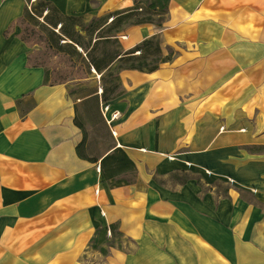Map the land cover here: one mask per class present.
Wrapping results in <instances>:
<instances>
[{"label":"crops","instance_id":"crops-1","mask_svg":"<svg viewBox=\"0 0 264 264\" xmlns=\"http://www.w3.org/2000/svg\"><path fill=\"white\" fill-rule=\"evenodd\" d=\"M134 1L66 0L65 15L88 22ZM26 6L0 0V264H264V0H169L159 21L125 22L105 47L124 53L157 37L171 60L113 71L117 56L54 84L20 38ZM110 72L119 87L101 102ZM91 79L94 90L76 96L71 84ZM253 106L263 137L249 129ZM77 115L86 131L105 121L135 171L105 178L112 148L89 155L88 140L98 160L80 157ZM219 178L233 183L219 191ZM110 224L131 248H90Z\"/></svg>","mask_w":264,"mask_h":264},{"label":"trees","instance_id":"trees-1","mask_svg":"<svg viewBox=\"0 0 264 264\" xmlns=\"http://www.w3.org/2000/svg\"><path fill=\"white\" fill-rule=\"evenodd\" d=\"M26 1L27 6L25 7V13L21 21L27 18L37 20L43 16L42 25L46 27V30L52 37L56 50L64 54H69L71 65H82L87 73L90 68H94L97 73H100L110 64L111 59L113 57L117 58V56L119 57L115 65L112 66L113 71L134 69L151 72L157 69L160 63L171 60L172 53L166 56L162 55L160 42L157 37L145 39L124 53H119L116 50L111 54L110 51L107 52L105 47L108 42L112 41L106 38L109 33L113 32V29L118 28L123 23L128 21H133L135 24L152 23L155 22L154 16L160 19L167 11L169 0H135L131 8L116 13L114 12L101 18L92 19L89 25H79L78 23L83 21L80 17L65 15L66 0H36L32 10L28 4L29 0ZM110 17H112L110 24L104 25ZM20 38L22 41L28 43L23 29H21ZM31 54H29L28 58L29 63L33 66H42L45 68L43 64L33 62ZM107 55L111 56L109 61L106 60ZM45 78L52 84L65 81H51L50 73L46 68ZM101 82L103 91L100 98L101 102H106L115 96L119 82L118 78L113 75V72H110L108 77L102 75ZM92 98L89 100L90 103L93 101L90 105L97 109L99 107V98L98 96ZM89 112L90 109L88 112L85 109L87 118L90 117V115H87ZM75 123L83 133V140L76 148L77 154L91 162H96L98 160L97 157H87L85 154L87 131L84 123L79 121L78 115L75 117ZM105 124V121H101L103 128ZM110 148H112V152L104 155L100 159V168L105 178L109 180L113 179L115 175L121 172L133 173L135 171L134 163L124 151L119 147H113V145H110L108 150ZM172 177L178 178V175L173 174ZM186 179L187 177H182L180 181L183 182ZM122 237L123 235L118 230L117 224L105 225L96 229L89 246L104 255L107 254L109 247H120Z\"/></svg>","mask_w":264,"mask_h":264},{"label":"rangeland","instance_id":"rangeland-1","mask_svg":"<svg viewBox=\"0 0 264 264\" xmlns=\"http://www.w3.org/2000/svg\"><path fill=\"white\" fill-rule=\"evenodd\" d=\"M35 3L36 0L28 1L31 10L35 5ZM43 15H45V13H43ZM154 19L158 20L159 18L157 16H154ZM132 22L133 21L129 22V24ZM42 23H43V16L38 18L37 20L27 18L26 20H22L19 24L20 27L24 30V34L28 39V44L32 48V54H31L32 61L43 64L50 73V80L54 82L62 81V80H73V79L76 80L82 78L85 74H87L86 70L82 67V65H78V64L76 66L71 65L69 60L70 59L69 54L67 53L64 54L63 52H58L56 50L53 44L52 37L46 30V27L42 25ZM78 24L89 25L91 24V22L82 21L81 23L79 22ZM128 27L129 25L126 28ZM168 52L173 53V50L168 49L167 53ZM149 63H151V61H149ZM258 80L260 79H257V81ZM96 81L91 79L87 82V85H82L81 82L80 83L74 82L71 84V89H74V91L76 92L75 94L76 96H83L86 95L87 92L94 90ZM257 85H260V83ZM253 90L255 91V87ZM255 96L256 98H259V93H255ZM253 107H255V110H253L254 111L252 114L253 119L251 120V126H249V129L253 131H257L258 135L263 137V121H262L263 119H261L260 117L259 106H253ZM236 119L238 124H241L244 121L243 113L237 111ZM220 128L223 129L224 126H221ZM111 136H112L111 133L110 132L107 133V131L99 124H97L94 127L88 126L87 127L88 146L86 149L87 154L99 155L103 153L106 150V148H108L110 145L113 144L111 140ZM191 176H196L198 177L197 179L199 180L201 179L200 178L201 176L198 174H193ZM165 182L167 183L168 180H166ZM172 182L173 181H171V183ZM224 183L232 185L233 181L229 179L219 178L217 181H215V184L218 187L219 191L224 189L225 187ZM123 246L126 248H131L132 243H130L129 240L126 239L125 237H122L120 247Z\"/></svg>","mask_w":264,"mask_h":264},{"label":"built area","instance_id":"built-area-1","mask_svg":"<svg viewBox=\"0 0 264 264\" xmlns=\"http://www.w3.org/2000/svg\"><path fill=\"white\" fill-rule=\"evenodd\" d=\"M107 109V108H106Z\"/></svg>","mask_w":264,"mask_h":264}]
</instances>
